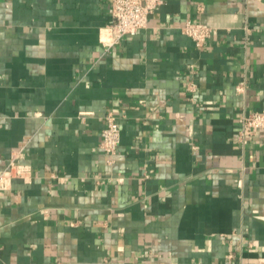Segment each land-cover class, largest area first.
<instances>
[{
    "label": "crops",
    "instance_id": "crops-1",
    "mask_svg": "<svg viewBox=\"0 0 264 264\" xmlns=\"http://www.w3.org/2000/svg\"><path fill=\"white\" fill-rule=\"evenodd\" d=\"M112 23V0H0V174L30 171L0 188V264H264V130L239 137L264 0H164L110 45Z\"/></svg>",
    "mask_w": 264,
    "mask_h": 264
},
{
    "label": "built area",
    "instance_id": "built-area-1",
    "mask_svg": "<svg viewBox=\"0 0 264 264\" xmlns=\"http://www.w3.org/2000/svg\"><path fill=\"white\" fill-rule=\"evenodd\" d=\"M163 2L164 0H112V39L108 43L116 44L147 27L150 16ZM183 32L192 38L197 46H201L211 37L212 28L204 23L188 22ZM106 122L100 148L106 153L115 155L121 141V130L117 119L111 113L106 116ZM262 130H264V111L249 112L241 118L239 137L244 143ZM21 152L22 150L11 155L6 169L0 174V188L9 179L29 176V169L20 163Z\"/></svg>",
    "mask_w": 264,
    "mask_h": 264
}]
</instances>
